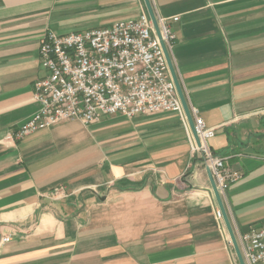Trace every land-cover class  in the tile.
Instances as JSON below:
<instances>
[{"label":"crops","instance_id":"0c3cea01","mask_svg":"<svg viewBox=\"0 0 264 264\" xmlns=\"http://www.w3.org/2000/svg\"><path fill=\"white\" fill-rule=\"evenodd\" d=\"M151 2L176 35L172 59L192 113L217 129L209 145L242 173L224 200L232 226L262 227L264 0ZM144 11V0H0V264H240L178 112L13 137L41 108L46 32L110 27ZM60 186L65 194L52 197Z\"/></svg>","mask_w":264,"mask_h":264},{"label":"built area","instance_id":"2783aa9c","mask_svg":"<svg viewBox=\"0 0 264 264\" xmlns=\"http://www.w3.org/2000/svg\"><path fill=\"white\" fill-rule=\"evenodd\" d=\"M157 19L161 39L172 57L176 35L169 26V19L159 16ZM161 39L148 11L110 27L66 34L46 32L41 40L40 55L47 75L35 84V99L41 108L13 137L22 139L69 120L88 126L103 117L118 114L133 118L178 112L186 122L192 152L211 170L224 203L228 189L242 178V173L229 168L226 160L213 152L209 141L216 136V127L207 126L204 119L191 110L201 144L197 143ZM64 192V187L60 186L50 195L59 198ZM215 215L228 247L238 258L221 207H217ZM234 232L245 263L264 264V226H254L245 232L234 229ZM10 239L4 237L1 242Z\"/></svg>","mask_w":264,"mask_h":264},{"label":"water","instance_id":"95a60500","mask_svg":"<svg viewBox=\"0 0 264 264\" xmlns=\"http://www.w3.org/2000/svg\"><path fill=\"white\" fill-rule=\"evenodd\" d=\"M144 1L146 3V7H147V10H148V13H149V15H150V17H151V19L153 21V24L155 26L157 34H158V36L161 39V37H162L161 36V31H160L157 15L155 13V10H154V7L152 5V2H151V0H144ZM162 45L164 47V50H165V53H166V56H167V60H168V63H169L170 71H171L173 80H174V82L176 84L180 99L182 101V104H183V107H184V110H185L189 125L191 127V130H192V132L194 134V137H195L197 143L200 145L201 144L200 143V138H199V136H198V134L196 132L194 118H193L192 113H191L190 105L188 103L184 87L182 86V83H181L180 78H179V76L177 74L173 59H172V57H171V55H170V53H169V51H168V49L166 47V44L164 43L163 40H162ZM208 172H209V176H210V180H211V183H212V187H213L214 193L216 195V198H217V200L219 202V205H220L222 211L224 212L225 222H226L227 228L229 230L230 236L232 238V241H233V244H234V247H235V251H236L238 259H239V262H240V264H246L245 260L243 258V255L241 253V250H240L237 238H236V234L234 232V229H233L232 223L230 221L229 215H228V213L226 211V208L224 206V203L222 201L220 193H219V191L217 189V186H216L214 177L212 175V172H211L210 169H208Z\"/></svg>","mask_w":264,"mask_h":264}]
</instances>
